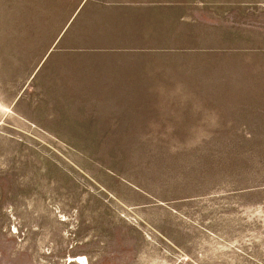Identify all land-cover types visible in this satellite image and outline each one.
<instances>
[{
    "label": "rangeland",
    "instance_id": "374dc122",
    "mask_svg": "<svg viewBox=\"0 0 264 264\" xmlns=\"http://www.w3.org/2000/svg\"><path fill=\"white\" fill-rule=\"evenodd\" d=\"M84 1L0 0V264H264V0Z\"/></svg>",
    "mask_w": 264,
    "mask_h": 264
},
{
    "label": "crops",
    "instance_id": "0c3cea01",
    "mask_svg": "<svg viewBox=\"0 0 264 264\" xmlns=\"http://www.w3.org/2000/svg\"><path fill=\"white\" fill-rule=\"evenodd\" d=\"M155 3L169 5L171 7L172 5H175L176 3L181 4V1L180 2H176V0H164V1H160V0L134 1L132 0V1H123V2L118 1L116 3H111L110 5L121 7V8H115V10L111 11V14H114L116 16L115 19L118 22H120L122 25H124L127 21L129 22L139 21V22H142V24H145L146 27L151 26L153 22L157 21L155 16L163 17L161 13L159 12L160 10L163 11V14H164L163 19L165 20H173L179 17V16H176L179 14H176V11L172 10L171 8L167 10V9H161L160 7L157 10L156 8L157 6L154 5ZM103 5L107 6V4H103ZM158 20H160V18ZM146 27L144 29L141 27L142 31L145 32L143 33L142 37L148 38L149 34H148V31L146 30L147 29Z\"/></svg>",
    "mask_w": 264,
    "mask_h": 264
},
{
    "label": "bare ground",
    "instance_id": "6f19581e",
    "mask_svg": "<svg viewBox=\"0 0 264 264\" xmlns=\"http://www.w3.org/2000/svg\"><path fill=\"white\" fill-rule=\"evenodd\" d=\"M71 263H82V264H88V261L85 258H78L70 261Z\"/></svg>",
    "mask_w": 264,
    "mask_h": 264
}]
</instances>
